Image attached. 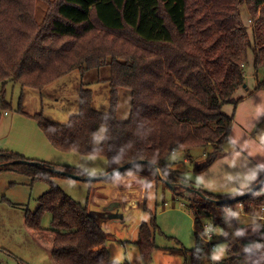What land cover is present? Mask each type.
<instances>
[{
    "label": "trees",
    "instance_id": "1",
    "mask_svg": "<svg viewBox=\"0 0 264 264\" xmlns=\"http://www.w3.org/2000/svg\"><path fill=\"white\" fill-rule=\"evenodd\" d=\"M38 1L0 0V118L2 111L12 109L6 100L10 83L40 93L74 71L84 75L109 67L107 112L95 108L93 90L83 85L79 113L66 123L21 108L18 112L35 120L59 151L104 156L105 173L127 165L108 181L135 174L146 177L150 185L154 181L168 187V183L185 185L181 172L173 169L174 153L191 162L192 153L199 150L205 165L198 171L225 157L234 122L225 106L245 97L239 93L247 89L245 67L250 60L256 72L264 70V0H42L49 9L41 22L35 12ZM242 8H247L251 24L244 22ZM120 89L132 94L130 118L125 122L118 117ZM101 129L104 136L94 145ZM16 160L28 159L0 154V165L8 163L0 170L14 169L50 186L38 199L36 211H27L25 224L54 264H124L111 259L109 236L101 221L55 182L62 175L12 163ZM135 161L139 162L132 164ZM263 178L264 173L249 188L222 196L191 187L198 197L191 205L197 231L193 264H209L212 258L204 239L206 221L215 232L216 247L225 250L218 264H264V219L239 226L227 210L228 205L242 203L246 213H260L264 185L244 200L213 202L247 193ZM182 189L178 186L174 191L181 194ZM46 215L51 221L43 227ZM156 229L154 218L140 227L136 243L144 264L153 260Z\"/></svg>",
    "mask_w": 264,
    "mask_h": 264
},
{
    "label": "rangeland",
    "instance_id": "2",
    "mask_svg": "<svg viewBox=\"0 0 264 264\" xmlns=\"http://www.w3.org/2000/svg\"><path fill=\"white\" fill-rule=\"evenodd\" d=\"M50 1L54 2V0ZM48 9L49 6L45 1L37 2L35 12L39 22L43 21ZM242 17L245 23L251 24L247 8H242ZM96 73L97 71L90 73L89 77H95ZM245 76L249 90L243 88L239 93V97L242 95L245 97L236 105L225 106V112L234 117L230 142L225 148L226 156L202 171L198 170L203 169L205 157L199 150L192 153L195 158L191 162H186L184 156L180 159L177 153L170 158L175 162L173 169L181 172L188 189L183 188L179 192L181 194L161 181H154L150 185L147 178L140 175L120 184V178L114 181L86 182L60 177L64 192L70 198L87 206L101 221L103 229L109 236L106 246L112 260L124 264H144L136 242L141 225L150 224L154 218L157 226L154 233L156 247L151 264H193L191 253L197 246V231L196 210L194 211L191 205L198 197L189 189L201 188L222 195L230 192H220L215 187L222 185L227 189L232 184L246 185L245 183L256 174L263 173L264 70L256 72L253 61L250 60L245 67ZM82 83V75L79 71H74L67 77L48 85L40 93L10 83L6 88V100L12 109L7 111V115L5 111L1 113L0 154L8 152L17 154L16 151H19L17 149L29 150L32 148L29 142L35 149L40 148V138L45 139V134L36 121L20 114L19 108L32 114H43L46 119L54 122L66 123L70 116L79 113V93ZM90 88L94 91L95 108L100 112H107L110 108L109 84L101 82L91 85ZM103 136L104 129H101L94 137V145H98ZM71 154L73 152L61 158L63 159L61 161L68 163L66 164L68 167L81 169L91 175L104 174L108 170V160L104 156H90L89 159H84L87 160L85 162L87 168H83L81 165H75L76 162L69 163L72 161ZM19 155L28 160L44 162ZM49 190L50 186L46 181H33L28 175L14 169L0 170L1 264H54L49 252L30 233L25 224L27 211L35 212L39 205L38 199ZM199 195L201 196L200 193ZM114 196L120 202V198L131 202L130 210H124L121 204L120 212L124 215L123 220L110 218L117 210L111 211L109 207L113 202H119ZM136 200L138 202H134ZM252 210H255V207ZM258 212L254 211L253 214ZM245 213L243 210L236 217L239 226L255 224L261 219L259 215L258 218L254 216L247 218L242 215ZM260 215L264 217V212ZM50 221L49 215H46L42 226L48 227ZM206 224L210 225L208 221ZM224 251L221 246L212 250L209 264H218L225 256ZM188 252L190 254L186 256Z\"/></svg>",
    "mask_w": 264,
    "mask_h": 264
},
{
    "label": "crops",
    "instance_id": "3",
    "mask_svg": "<svg viewBox=\"0 0 264 264\" xmlns=\"http://www.w3.org/2000/svg\"><path fill=\"white\" fill-rule=\"evenodd\" d=\"M94 71H97V73L95 74L96 76L95 77H89V74L92 73V72H94ZM110 76H111V70H110L109 67H103V68H100V69H92V70L87 71L84 75H82V80H83L82 85L90 88L91 85H94V84H97V83L98 84L101 83V82L107 83L106 81L110 78ZM131 96H132V94H131V91L130 90H128V89H120L119 106H118V117L123 122L128 121L129 118H130V112H131ZM29 144L32 147L31 149H29V150L17 149V150H19V151H16L17 154H22L24 156H28V158H31V159H37V160L40 159L41 161L49 162L50 164H55V165L62 164L63 166H65L66 164H68L66 161H61V160H63L61 158L66 157L68 155V153H64V152L59 151L58 149H56L50 143V141L46 138V136H45V139L44 140L42 138H40V145H41L40 148H36L35 149V147L33 146L32 143L29 142ZM177 154H178L177 156L181 159V157L183 156V154L181 156H180L181 153H177ZM89 157L90 156H83V155H79V154L73 152V154H71V160L72 161H69V163L70 162L71 163H75L76 162L75 165H78V166L81 165L83 168H87L85 166V162L87 160H84V159H89ZM184 160L186 162L188 161V159H185V156H184ZM66 166H68V165H66ZM106 168H107V166H106ZM92 172L94 173L95 171H92ZM263 173H264V168H263ZM262 174L261 173H259L258 175L256 174L253 178H251L250 180H248L245 183L246 185H242V184H239V185L232 184L231 186L227 187V189L225 187H223L222 185H219L218 187H215V186L214 187H215V189L220 190V192H230V193H226V194H232V193L237 192L239 189H247V188H249L252 184H254L262 176ZM138 177H140V176H138V175H132V174L131 175H128L126 177L124 176V177H122V178L119 179V181H120L119 184L122 183V181L123 182H128L129 179L133 180V179L138 178ZM55 182L59 186L62 187V183L60 182V178L56 179ZM131 182H132V184H134L133 181H131ZM237 186H240V187H237ZM62 189H63V187H62ZM118 193L119 192H116V194H118ZM226 194L223 193L222 195H226ZM219 195H221V194H219ZM115 198L116 197L114 196V199ZM120 200H121V202L123 201V203H121L119 200H116V201H119L121 204H123L124 210H130V208H131V206H130L131 202L128 201V199L124 201L123 199L120 198ZM134 202H138V200H136ZM134 202H132V203H134ZM133 206H135V205H133ZM261 212H264V209L261 210L260 213ZM260 213L253 214V212H252L250 214L249 213H245V214H242V215H244L247 218H249V217L250 218H253L252 216L258 218V215H259V218L264 219V217L261 216ZM243 219H241V220L243 221ZM216 249H217V247H216Z\"/></svg>",
    "mask_w": 264,
    "mask_h": 264
},
{
    "label": "water",
    "instance_id": "4",
    "mask_svg": "<svg viewBox=\"0 0 264 264\" xmlns=\"http://www.w3.org/2000/svg\"><path fill=\"white\" fill-rule=\"evenodd\" d=\"M138 162L139 161H135L132 164H136ZM12 163L20 164V165L39 167V168L48 170V171L56 173V174H60L63 177L65 176L66 178H69V179L86 181V182L108 180L111 177H114V176L118 175L120 172L124 171L127 168V165H124V166H121V167H119V168H117V169H115L113 171H110V172H107V173H104V174L81 176V175H76V174H72L70 172H66V171H63V170L56 169L53 166H46V165H44V164H42L40 162H34V161H29V160H16V161H13ZM7 165H8V163L1 164L0 168L5 167ZM157 170H158V172L160 174V171H159L158 168H157ZM160 176H161V178H163L161 174H160ZM168 185L173 190L176 187H178V186H181L184 189H187V186L186 185H182V184H171V183H168ZM263 185H264V178L258 184H256L253 188H251L247 193H244L242 195L236 196V197L231 198V199L213 200V202L215 204H231V203H234V202H237V201L244 200V199L248 198L250 195H252L254 192H256ZM189 191L193 192V189H189ZM200 194H201L203 199H207V197L202 192H200ZM120 207H121V203H119V202H113L112 203V205L109 207V210H111V211L117 210V211L113 212V215H111V217H110L111 219H121V220L124 219V215L120 212Z\"/></svg>",
    "mask_w": 264,
    "mask_h": 264
},
{
    "label": "built area",
    "instance_id": "5",
    "mask_svg": "<svg viewBox=\"0 0 264 264\" xmlns=\"http://www.w3.org/2000/svg\"><path fill=\"white\" fill-rule=\"evenodd\" d=\"M7 114V113H6ZM239 205H230L227 206V210L230 214L238 217L241 214V211L243 209V204L238 203ZM206 236L204 239L210 244L211 250H216V244H215V232L209 225L205 227Z\"/></svg>",
    "mask_w": 264,
    "mask_h": 264
}]
</instances>
